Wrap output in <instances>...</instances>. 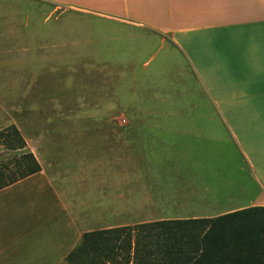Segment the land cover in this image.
Returning a JSON list of instances; mask_svg holds the SVG:
<instances>
[{
  "label": "crops",
  "instance_id": "0c3cea01",
  "mask_svg": "<svg viewBox=\"0 0 264 264\" xmlns=\"http://www.w3.org/2000/svg\"><path fill=\"white\" fill-rule=\"evenodd\" d=\"M9 1L15 0H0V6ZM17 1L15 13L21 11L22 0ZM25 1L39 15L48 11L45 19L58 11L82 12L140 32L148 45L168 47V59L177 56L192 64L198 82L194 94L202 100L187 102L182 111L201 108L197 112L209 120H144L127 126L99 121L95 128L133 131L103 134L77 152L59 148L72 146L70 139L38 140L58 147L30 150L41 170L0 189V264H63L88 231L214 218L264 206V0ZM71 28H34L33 43L18 30V50L7 53L6 73H34V81L63 76L66 71L57 66L73 56L68 51ZM58 34H64L60 41ZM31 49L49 73L27 68ZM116 67L134 73L131 65L128 70L121 63ZM162 70L157 68L155 75ZM148 99L140 106L149 109L154 101ZM161 108L145 111L165 112ZM227 139L237 146V155L208 154L206 144ZM228 160H237L238 180H230L226 166L215 163ZM124 202L129 216L137 219L121 220Z\"/></svg>",
  "mask_w": 264,
  "mask_h": 264
},
{
  "label": "rangeland",
  "instance_id": "374dc122",
  "mask_svg": "<svg viewBox=\"0 0 264 264\" xmlns=\"http://www.w3.org/2000/svg\"><path fill=\"white\" fill-rule=\"evenodd\" d=\"M17 2L9 1L0 6V131L16 125L29 142L27 151L34 148L55 149L58 146L49 145L48 141L36 144L40 139L54 138L73 140L72 146L60 145L59 148L68 147L77 152L78 149L85 150V143H93L95 138L103 134L114 137L116 132L133 131L126 127L95 128V123L99 121L127 126L132 121L144 120L189 124L209 120L207 115L197 112L201 108L191 106L194 112L182 111V105L187 102L197 101V104H202V100L200 95L194 94L197 92L194 87L198 86V82L192 74V64L189 61H179L177 56L174 60L168 59V47L161 46L160 43L148 45L140 32L82 12L58 11L45 19L48 11L43 16L39 15L33 3L30 5L22 0L19 2L21 11L15 13L19 10ZM65 25L72 27L68 30V40L72 42L68 51L73 52V56L59 62L58 71H66L63 76L58 74L57 80H49V74L44 75L46 80L38 78L34 81V73H6L7 53L18 50V30L22 28L26 40L33 43L34 28ZM63 37L64 34H58V41ZM36 57L34 49L27 52V68L30 67L32 72L41 69V62ZM120 63L125 70L131 65L134 73L131 74L129 70L122 73L116 67ZM159 67L163 69L162 73L155 75V70ZM41 70L49 73L47 66ZM24 77L30 79H23ZM148 94L151 96L150 103L154 101L150 107L157 109L162 106L161 109L165 112H148L145 110H150V107L146 109L140 106L147 103ZM168 94H171L169 98ZM206 147L208 154L212 150L216 151L215 155H227L228 158L239 152L229 139L210 142ZM21 154V150L0 145V166H14ZM211 163L208 161V164ZM215 163L226 166L230 180H238L239 174L235 172L237 160ZM123 205L125 207L123 206L121 220L137 219L127 213L129 209L125 208L130 207L129 204L124 202ZM121 252V260L124 261L126 251L122 249Z\"/></svg>",
  "mask_w": 264,
  "mask_h": 264
},
{
  "label": "trees",
  "instance_id": "16d2710c",
  "mask_svg": "<svg viewBox=\"0 0 264 264\" xmlns=\"http://www.w3.org/2000/svg\"><path fill=\"white\" fill-rule=\"evenodd\" d=\"M0 145L22 151L14 166H0V189L41 170L33 152L26 150L27 143L16 125L0 131ZM122 249L126 251L124 261ZM120 262L264 264V206L214 218L164 219L88 231L63 264Z\"/></svg>",
  "mask_w": 264,
  "mask_h": 264
}]
</instances>
